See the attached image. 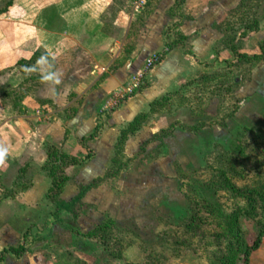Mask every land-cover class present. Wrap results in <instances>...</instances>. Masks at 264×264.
Listing matches in <instances>:
<instances>
[{
  "label": "crops",
  "instance_id": "crops-1",
  "mask_svg": "<svg viewBox=\"0 0 264 264\" xmlns=\"http://www.w3.org/2000/svg\"><path fill=\"white\" fill-rule=\"evenodd\" d=\"M189 1L183 5L187 7ZM195 1L201 2L202 8L195 7L193 18L177 26V33L184 38L200 33L189 46L190 54L172 47L158 64L148 68L149 60L173 42L174 35L167 31L180 19L177 0H147L138 11L134 0H0V152L5 153L0 159V212L9 208V213L29 212L20 217L21 230L13 224L2 226L0 252L22 245L29 228L48 226L68 233L60 214L71 213V203L77 198V205L95 203L91 196L104 183L90 187L88 182L101 176L102 169L108 173L124 126L138 115L149 114L156 101L177 89L179 75L188 70L185 64L193 62L195 71L213 63L219 34L215 37L211 26L243 0ZM144 80L148 84L141 88ZM117 101L121 105L101 124L98 136L82 146L81 139L94 132L99 115ZM138 134L129 137L123 149ZM52 147L59 150V163L92 153L83 163L65 168L67 181L58 197L64 208L57 219L54 205L45 198L51 178L49 169L43 167ZM92 160L104 167L99 171L87 167L74 180L69 177V170L90 166ZM20 183L24 187L16 190ZM100 196L101 203L95 204L106 207L107 196ZM105 223L102 218L84 224L85 232L78 235L76 231L69 238L96 242L93 232ZM27 240L28 253L19 259L7 254L0 264H64L66 254L56 256L45 247L33 251L36 243L46 240L34 242L30 236ZM262 241L258 250L264 247ZM77 249L70 264H87L90 256ZM257 251L250 261L264 264V260L255 259ZM119 263L112 259L106 264Z\"/></svg>",
  "mask_w": 264,
  "mask_h": 264
},
{
  "label": "rangeland",
  "instance_id": "rangeland-1",
  "mask_svg": "<svg viewBox=\"0 0 264 264\" xmlns=\"http://www.w3.org/2000/svg\"><path fill=\"white\" fill-rule=\"evenodd\" d=\"M183 4L178 5L180 19L167 32L174 35L172 43L177 36L182 39L190 54L189 46L200 33L184 38L177 26L193 18L195 7L203 4L195 0L187 7ZM252 25L258 32L242 37ZM211 28L215 37L219 34L213 63L201 60L207 66L195 71L193 62L185 64L188 70L179 75L177 89L145 119L120 158L109 162L107 174L103 163L95 160L69 170L74 180L80 170L101 167V176L88 184L104 183L91 198L101 203V193L109 200L107 206L75 204L72 214L62 212L69 234L48 226L33 228L32 241L46 240L36 243L33 251L45 247L56 256L66 254L64 264L71 263L77 248L90 256L87 264L111 263L116 257L121 264H233L243 239L264 230V58L242 62L234 56L259 54L264 0H243ZM147 84L144 80L140 87ZM115 108L103 110L100 124ZM114 159L113 152L110 160ZM23 187L20 183L16 190ZM11 209L0 212V231L6 224L22 229L20 217L29 212L9 213ZM100 216L107 228L93 234L99 240L104 237L106 244L70 240L71 234L85 232L84 224L100 221ZM255 257L264 260V247Z\"/></svg>",
  "mask_w": 264,
  "mask_h": 264
},
{
  "label": "trees",
  "instance_id": "trees-1",
  "mask_svg": "<svg viewBox=\"0 0 264 264\" xmlns=\"http://www.w3.org/2000/svg\"><path fill=\"white\" fill-rule=\"evenodd\" d=\"M184 2H185V0H177V3L175 5V9L178 8V5L183 4ZM254 24H256V23H254ZM252 26L246 27L243 30V32L241 33V36L246 37V35L249 32H253V33L257 32V30H258L257 26L255 28H254V26L253 27ZM176 46L181 47L183 50H185V52H187V46L182 42V39H180L177 36V39L174 43L166 46V51L159 56V61L165 57L166 53H168V51L172 47H176ZM258 51H259V54L253 53L252 55L240 54V53L235 52L234 56H235V58L239 59V61H242V62L243 61H250V60H261L262 58H264V40L258 45ZM167 100H168V98L166 96V97H163L160 100L156 101L153 104V106L151 107L149 114L138 115L136 118L133 119L132 122H130L126 125V127L121 131L119 138L117 139V143L115 146V159H114L115 161H112L111 164L116 162V158L117 159L120 158V156L122 154L121 153L122 148H123L125 142L128 140V138L133 136L136 132H138L141 129L142 125L144 124L145 119L151 113H153L155 111L156 107H159V106L162 107ZM120 105H121V103H119L117 106L119 107ZM113 111H114V109H111L108 113L110 114ZM108 113L105 115L107 118L109 117ZM97 121H98V125L96 126L94 132L91 135H89L88 137L81 139L80 143L82 146H85L86 142L91 141L98 136L100 129H101L100 117L98 118ZM52 148L54 149L52 151H50V149H48L50 152L49 153L50 158H49V161L47 162V164L43 167V169H49V175L51 178V187H50L49 191L47 192L45 198L47 201H49L50 203H52L54 205L53 216L55 219H57V214H58L59 210L64 208L63 205L59 204L58 197H59V194H60L64 184L67 181L65 168L68 166H76V165L83 163L85 160H88L89 158H91L92 153L87 151L86 156L83 159L67 158L66 161L59 163L60 162L59 150L57 151V149H55L54 147H52ZM77 201H78V198L75 201H73L71 204L75 205V203ZM106 225H107V223H105L103 225L104 229L107 228ZM101 230L102 229H100L99 232ZM30 234H31V229L29 228L24 235L22 245H20L18 247H9V248L1 251L0 252V261H2L5 257V255H7V254H11L15 258L19 259L24 254L28 253L29 250H28V240L27 239L30 236ZM97 236H98L97 233H96V235L93 234V237L99 243L101 241V243H103V245L106 244V239H104V237L99 240L97 238ZM263 238H264V230H260V231L255 232V233H250L248 236H246L242 241L241 249L234 252V255L232 258V263L233 264H250V256L253 252L258 250ZM116 259H117V257H116Z\"/></svg>",
  "mask_w": 264,
  "mask_h": 264
},
{
  "label": "built area",
  "instance_id": "built-area-1",
  "mask_svg": "<svg viewBox=\"0 0 264 264\" xmlns=\"http://www.w3.org/2000/svg\"><path fill=\"white\" fill-rule=\"evenodd\" d=\"M147 0H134V8L135 11L140 10L141 8H143V6L146 4ZM159 62V56H155L152 57L149 62H148V68H152L156 63ZM119 104V102L117 101L115 103V107Z\"/></svg>",
  "mask_w": 264,
  "mask_h": 264
},
{
  "label": "clouds",
  "instance_id": "clouds-1",
  "mask_svg": "<svg viewBox=\"0 0 264 264\" xmlns=\"http://www.w3.org/2000/svg\"><path fill=\"white\" fill-rule=\"evenodd\" d=\"M4 155H5L4 152H0V159H2Z\"/></svg>",
  "mask_w": 264,
  "mask_h": 264
}]
</instances>
